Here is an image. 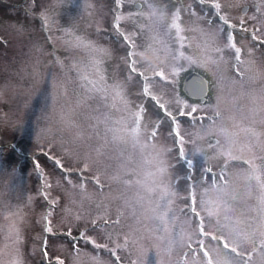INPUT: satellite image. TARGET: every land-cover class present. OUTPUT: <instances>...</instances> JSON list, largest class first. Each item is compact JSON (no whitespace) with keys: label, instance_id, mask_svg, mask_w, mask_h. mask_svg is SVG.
I'll return each mask as SVG.
<instances>
[{"label":"rangeland","instance_id":"obj_1","mask_svg":"<svg viewBox=\"0 0 264 264\" xmlns=\"http://www.w3.org/2000/svg\"><path fill=\"white\" fill-rule=\"evenodd\" d=\"M238 7L211 100L163 93L153 108L84 86L103 68L91 70L96 8L50 16L60 39L45 54L34 26L3 23L15 40L0 45V264H264V216L243 225L226 200L262 197L264 213V0ZM129 111L134 123L186 112L191 124L180 121L179 142L160 131L119 144Z\"/></svg>","mask_w":264,"mask_h":264},{"label":"flooded vegetation","instance_id":"obj_2","mask_svg":"<svg viewBox=\"0 0 264 264\" xmlns=\"http://www.w3.org/2000/svg\"><path fill=\"white\" fill-rule=\"evenodd\" d=\"M94 1L102 3L97 5ZM224 4H229L232 9H223ZM82 6L90 10L97 9L99 22L91 23L89 27L92 34L89 46H95V39L101 40L102 45H98L99 56L93 60L91 70L95 71L94 65L103 67L96 71L98 74L88 73L89 83L85 87L95 88L102 93H111L115 88L122 97V91H129L130 101L133 100L130 103L135 107L142 101L151 108L153 105L163 107L165 102L160 100V94L164 96L163 93L172 92L186 102L208 103L211 100L212 93L215 94V88L220 83V78L216 75L222 70L219 61L223 55L222 44L226 41L224 30L230 36L238 33V0H41L39 7L38 0H0V29L6 20L21 21L25 26H34L40 34L37 37L38 46L41 47L42 54L43 51L45 54L47 46L57 44L60 39L56 30H53L50 16L60 19L58 21L61 22L64 13H71L68 7L71 10H80ZM242 10L246 12L248 6H243ZM202 28H206V31H202ZM8 31L13 34L15 28H9ZM192 32L197 35L196 38L192 36ZM6 35L0 30L2 46L15 40L13 36ZM23 39V44L26 45V38ZM247 44L249 43L245 42V46ZM262 44L264 45L263 41ZM53 55L56 56L55 53ZM38 56L40 55L35 57ZM26 58L28 59V54ZM201 62H206L207 65L203 67ZM28 63H31L29 59ZM235 66L236 63L234 68ZM193 72L205 77L207 83L202 91L198 89V92L205 94L197 98L184 91L185 78ZM99 82L103 91L96 88V83ZM242 91L248 94V89L244 90L242 87ZM116 102L120 104V100L113 103ZM112 106L110 103L108 108ZM185 113L178 112L173 117H153L152 121L146 119L134 123L131 122L132 111L125 112L123 115H127L131 123H125L129 125L124 129L130 128L132 132L124 133L123 138V135H119L117 141L123 144L132 135L136 138L157 136L158 132L163 131L165 137L179 142V131H182L184 124L180 121L191 124L188 114ZM204 121L206 118L200 124H206ZM255 187L258 185L253 182L251 194H255ZM229 199L236 204L235 206L231 202L239 214L236 215L239 218L237 220L243 225L256 223L260 216H264V213L257 211L263 202L262 197L248 195L243 198L229 197L226 200ZM232 215L233 213H227L223 217ZM228 221L231 222L225 218L219 222L224 225ZM259 223L261 225L258 232L264 230V221ZM243 237L251 238L242 234V239ZM255 239L256 234L251 238L252 242ZM257 250L258 247L253 248L254 252Z\"/></svg>","mask_w":264,"mask_h":264},{"label":"water","instance_id":"obj_3","mask_svg":"<svg viewBox=\"0 0 264 264\" xmlns=\"http://www.w3.org/2000/svg\"><path fill=\"white\" fill-rule=\"evenodd\" d=\"M205 86L207 87L205 77L196 72L190 73L184 81V91L188 95L196 98L205 94L204 92H198V89H200L199 91H202Z\"/></svg>","mask_w":264,"mask_h":264}]
</instances>
